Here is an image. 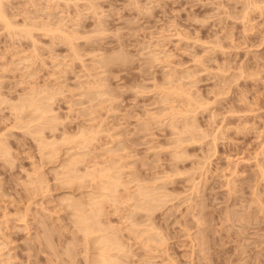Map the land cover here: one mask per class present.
I'll use <instances>...</instances> for the list:
<instances>
[{
	"label": "rangeland",
	"instance_id": "374dc122",
	"mask_svg": "<svg viewBox=\"0 0 264 264\" xmlns=\"http://www.w3.org/2000/svg\"><path fill=\"white\" fill-rule=\"evenodd\" d=\"M69 1H72V0H62V2L61 1L58 2L55 0L53 1L49 0V2L48 0H35L36 5H31L32 2H30V0L29 1L28 0H10L9 2L11 3V5L7 4L9 2L5 3L6 6H10V10L8 7H6V11H7L9 19L10 18L13 19L11 20L13 21V23L14 22L18 23V24L16 23L17 25L14 23V26L18 27L17 34H19V32L20 34H23L19 30L20 28H22V25H23V28L28 29L32 27L34 24L36 25V23L41 24L44 22V24H47L49 22V25L52 26V22L54 23L57 19L59 20V18L62 19L61 17H63V21H61L63 24L58 23L57 25L62 24L61 28L63 27L62 28L63 30H65L67 33L69 32V34H71L74 38H77V40L74 39V42H73L77 45L75 46V48H77L75 49L77 50L75 51L77 55H74V52H72L73 49L70 48V46H68L65 42L64 43L61 42L59 38L58 40L56 38L53 40L52 34L47 33L45 35V32L40 33L44 31L42 30V26H41L44 24H41L40 25L41 27L39 28L37 25H36L37 27H34V26L32 27L35 30H33L34 32L31 31L33 37L30 39L29 37L26 38V36L24 38L22 37L23 35H20V34L19 35L21 37L20 36L17 37L16 30H14L15 32H11V31L3 32L4 29H2L3 28L2 26L4 25L2 22H0V35H1L0 36V72L2 71L4 72V73H0V88H1L0 95H3V96H0V101L2 99L5 102H9V101L12 102V103H5L3 101L0 102V104H6L5 106L0 105L1 106L0 107V136L2 134L3 136L5 135V138H3L2 136L0 137V139L3 142H8V143H5L9 145L8 146L9 150L7 149V151H12L10 152L11 153L10 155H8L9 152L6 153L7 155L4 154L5 156H10V157H7L8 159H3L6 157H2L3 155H0V186L2 190H4V191H1V188H0V193H1L0 194V222H2L0 224V233H1L0 238L3 239L5 236V238L9 237L11 239L10 241L9 239H5L6 241L4 239L3 240L0 239L2 242L4 241L8 242V243L2 244V247L5 244H9L8 245L9 252L5 251L4 249L0 247L2 249L0 251L1 252L3 251L2 253L0 252V254L2 255L3 253H6V252L9 253L8 255L7 254H3V255H7V258L9 256H12L11 259L13 260L10 261L11 260L10 259L9 261L10 263L11 262L14 263L15 261L16 263L14 264H69V263L74 264L75 261H76L75 264H87L84 258L85 245H84L83 235L80 231L77 230V228L75 227L73 223V219H71V215H69V214H72V210L71 212H69L70 210L67 209L69 212L68 214V212L65 211L66 205L64 206V208H62L63 205L59 204L60 202L58 203L57 200L58 199L60 200L61 196H63L64 198V195L67 197L72 196V195H74V197H77V195L83 191L84 192L81 194L84 195V193L86 192L85 190L87 191L89 190V188L86 186H90V185L89 183H86L85 187L82 188V190L85 189L83 191L81 189L77 190L78 187L76 184H74L77 187L76 189H75V186H71L72 190L67 189V187L71 188L70 185L67 186V184H66L67 186L66 189L63 188L64 184L62 185L61 182H58V180L54 178L55 175L54 176L52 175L53 173H51L50 169H52V167L53 168L57 167L58 168L57 171L59 172L61 167L59 169L58 165L59 164L61 165L60 162L61 160L64 159L63 157L65 156L54 157V159L57 158L59 162L56 160L53 161L52 159L51 160L49 159V161L47 159H44L45 157H43L42 154H39V151H40L38 150L39 147L37 146L36 141H34L33 139L37 137L34 136L30 138L31 135H33V132L38 130L37 128L39 127V125L37 124L38 122L36 121L33 122V124H35L36 126L38 125L37 127L35 125H34L35 127L32 126L31 125L32 123H29V124L25 123V121H28L27 120L28 118L24 115L23 118L26 117L27 119L25 118L26 120L23 122L21 121V123L22 124L25 123L26 126L29 125L30 126L29 129L34 127L36 128V130L33 128V130H35L33 132L32 130L31 131L29 130L30 132L28 130H24L21 132V129H28V128H25L26 126L22 127V125L17 124V122L20 123V120L18 121L19 118L15 116L17 115V113L14 114L16 111L13 112L11 109L12 106H13L12 108L17 107L18 105L16 106V104L19 103L20 100H23V99H19V97L21 96L23 97L25 93L28 94L32 92V90L30 89L35 83V85L33 86L35 88H38L37 86L42 85L41 88H38L40 90L41 89L43 90L44 87L46 90L47 89L48 90L57 89L59 86L63 89L62 91H60L61 89L59 88L57 89V91L64 93V94L56 93V90H54V94L56 93L57 96L55 97L56 94L54 95V97L51 96V98H54V100L53 99L51 100L50 98L52 102L49 101L50 103H52L50 107L54 108V110L52 109L53 112L54 111L57 112V109H58V112L55 115H58V117H60L61 119L59 120L60 122L56 121L54 123L58 122L60 125L57 128L55 127L56 130L54 131L49 130L50 125H52L53 122L47 121L49 122L48 124L51 123L48 126V128L46 124L41 125L46 128L45 131L42 133V138L43 136L44 138L46 137V139L48 138L47 141L49 140L53 141L56 139L60 140L61 138H58V136L62 135L61 132H64L63 130H65V133L70 134V136L71 135L75 136L74 135L75 133L78 135L79 128L81 129L86 128L84 130H87L91 127H94V128H91L94 130H96L95 128L98 129V127H99V130H101L100 128H102L103 129L102 131L106 130L107 132L99 131L100 135L99 136L97 135V139L95 138L96 140H99V141L95 140L96 142L91 143V145L95 144V146L92 147L89 145L90 147H88L92 149L90 153H92L93 156H95L96 158H100L101 156H102L101 158H103L104 155L102 153H104L105 151L104 154H106L107 150L103 148L102 144L103 143L105 144L104 145L106 146L105 148L110 149V147L113 148L114 146V149H115V146L118 145L116 143L118 140H114L116 141L115 143L117 145H115V143L113 142L111 146H108L107 143L108 142L110 143V141H112L111 139L118 138L120 140L118 141V143H121L123 141L122 142L123 144L125 145L127 144L126 148H124L123 145H122L123 147L119 145L121 148H124L123 151H127L125 153H127L128 156L130 154L133 155V156L131 155L132 157L129 156L128 157L129 159L122 158L123 160L128 159L129 160L128 163L126 160L123 161L122 159L118 157L120 160L123 161V163H125L123 167L124 169H121V171H123V174L126 172L123 175V177L126 174H128L129 176L131 174H134L133 176L137 175L139 178L141 177L139 179L136 176V178L130 182L132 186L130 185L131 187L130 186L129 187L132 189L133 188L136 189L135 187L137 186L134 187L135 184H132V182L142 183V181L145 180L143 181L142 185L143 184L146 186L150 185L149 187H153V184H154L156 185L155 187L158 188L157 191H160L157 194V196L159 195L158 197L160 199V202L162 203L159 202V204H161L159 205L160 207H157L156 210L152 212V216L150 215L152 218L151 219L148 218V220L153 219L152 222H149V223L150 224L153 223L155 225L152 226L153 225L152 224L146 227L151 228L152 226L153 228L156 226L155 229L157 233L160 234V235L156 234L157 235L156 237L160 239L163 238L161 239L163 241L162 242L157 241L153 243L160 242L162 244L159 243L160 246L156 244V246L159 247L158 249H156L157 247L154 246V244H152L154 246V248L152 249H155V250L151 252L152 251L151 249L150 250L147 249L149 247H145L143 245L141 246L142 242L139 241L140 239L137 238L138 240H135L134 238H132V236H130L131 233L130 235H127L129 234L128 232L129 226L125 227L128 229L124 228L126 230L125 232H123L124 234L121 232L123 234L122 237H125L124 238L125 240L122 239V241L127 242V244H130L128 247V245L124 243L127 245V246L125 245L126 247L128 248L131 247L130 250H132V254H131V251L130 253L128 252L129 254H131V256L128 255L127 257H131V258L129 259L127 258V260H123L125 261L124 263L126 264H237L240 262L239 264H242V263L243 264H264V206H263L264 205V187H262L264 186V181L263 183L261 181V180H264V170H263L264 169V158H261V157H264V146H263L264 145V13H263L264 12V5H263L264 0H254V3H257V4H254L256 5V7L253 6V4L251 3L247 4L249 3L250 0H151V1L150 0H80V1L73 0L72 3H68V4L65 3ZM91 2H92V5L94 6H91ZM35 3L33 2V4ZM258 3L261 5H259ZM48 6L51 8H48ZM141 6L145 8L146 11H144L145 9L141 8ZM32 7L36 9H33ZM62 7H65V8H62ZM90 7L92 10L90 9ZM47 14L49 15L52 14L51 15L52 17L48 16ZM62 14H64V16ZM93 15H96V16H93ZM47 16L50 17L49 20H47L46 18ZM79 16L82 18H80ZM33 20L35 22H33ZM46 20L48 22H46ZM97 21L99 22L97 23ZM56 23L57 22H55L54 24L56 25ZM55 25L54 27H56ZM74 26H77V27H74ZM39 29L40 31H36ZM6 32H9V33L7 34ZM12 33L13 34L15 33V39L14 37L10 39L11 37L9 36H11L10 34ZM57 34L58 33H56L55 35ZM160 34L162 36H160ZM94 35L95 37H93ZM177 36H180L182 38L179 39L180 37H177ZM32 40L34 42H32ZM33 43H36V44L33 45ZM37 44L40 46H38ZM157 44H159L158 46H161V50L167 51L165 52L166 54L168 55L170 54L169 56H170V59H172L171 60L172 63L170 62V59H168L169 60L168 63H171V65H168V64L164 65L165 61L164 62L161 61L163 59L162 54H159V56L157 55L158 57H161V59H158V58L151 59L152 57L150 56L151 50H153L152 51L153 53L160 50V48L158 47L157 48L158 50L155 51ZM36 47L38 51L36 50ZM34 48L36 51L34 50ZM24 49H26V51ZM6 50H9V51L7 52ZM146 50H149V51L144 52ZM4 52H6V54ZM35 52H37V54H34ZM14 53L16 55L18 54L17 57H15L16 55ZM24 54L28 56L30 55L29 57L26 56L28 58V59L26 58V62L28 60L27 64H25L26 62L24 59L25 58ZM2 55H5V57H3ZM54 55L56 56V58H53ZM72 56H75V57H72ZM77 56H79V59L77 58ZM84 56L86 57L84 58ZM194 56L196 57L193 58ZM82 57L84 59H81ZM105 57L106 58L108 57L109 60L112 59L113 62L112 61H110L111 63L106 62L107 64L106 65L105 63H103V60L106 59ZM40 58L43 59L45 63ZM89 59H91V62H89L90 61ZM143 59L145 61H143ZM55 60L60 62V64H62L61 66L60 64H58V66H60L59 70L61 71V73L64 72L63 74L58 73L60 71L56 70L58 68L56 66L57 62ZM81 60L82 62H80ZM147 60L148 61L156 60V61L147 63L148 62ZM11 62H13L12 65L10 64ZM17 63H19V65ZM81 63L82 65H80ZM116 63H119V65L121 64L122 65L118 67ZM43 64L45 66H43ZM5 65L9 67H4ZM23 65H27L25 67L27 68L31 67V68L28 70L24 69ZM53 65H55L56 67L55 66L53 67ZM172 65L174 66L172 67ZM15 66L18 70H16ZM82 66L83 68L87 66L88 68L87 67L86 68L88 70L86 68L83 69ZM95 66H98L99 68ZM12 67L14 69H12ZM61 68L63 69V71ZM167 68H170L172 71ZM25 70L28 72L30 71V73L25 72ZM95 70L96 72H94ZM174 70L176 71L173 72ZM85 71L87 72L85 73ZM71 72H74V73H71ZM171 72L175 74V77L173 78L171 77V76H174L173 73ZM90 73H93L92 74L93 77L91 78H90V75H91ZM98 73L99 75H97ZM169 73H170V79L175 78L174 80H171L172 82H174V83H171L174 85L173 88L175 86H177V88L179 87L182 88L185 86L186 88L184 87L183 89H187L189 91L191 90L193 93L197 95L200 94L198 96L195 95V97L197 99L200 97L199 100L202 105H204L206 102H208L206 105L211 104L209 106H204V107L196 106L195 108H198V109L195 110V108H193L189 102H182V101H185V99L184 100L182 98L177 99L178 98L177 97L175 98L176 99L175 100L173 98L176 101V103H173V104H176L177 108L179 107V110H185V109L189 110V112H187V114L189 113L187 115V119L190 121L195 119L196 121L195 120L194 121L197 122L196 125H198L197 128L200 127V130L204 131L206 134L204 135L205 137L200 136L199 133L195 134V135H198V137L194 138L195 139L194 141L190 140L193 143L187 140L183 141L182 142L183 144L181 145V147L185 150V156H184V160L180 159L181 161L179 160L178 162L175 158H173L175 157L173 155V153L175 152L173 151V149L175 150L177 149V146H178L177 144L179 143L175 144V141L177 142L176 138H179V137H177L176 136L177 134L174 131H172L171 126H168L169 118H166V117H170L171 111L170 113L168 111L172 109L167 110L166 111L167 113L164 112L172 104H170L171 101L164 103L163 99L166 98L165 92H164L165 98L162 95L163 92H158V91H161L162 89L160 87H165V89L166 87L171 88V85H160L165 81L170 82V80H167L165 78L167 76L166 74H169ZM28 74L29 75L32 74L30 75L31 77H29ZM49 74H52V75L48 76ZM75 74H77L79 78ZM188 75L191 76L190 79L188 78L189 77ZM32 76H35L36 78ZM2 77L3 79L1 81ZM74 77H76V79ZM85 77L86 79H84ZM98 77L102 79L100 82L103 85L99 84L100 78ZM95 79H97L98 81H95ZM91 80L94 81L95 85L99 84L98 86H102V87H99L100 88L99 92L105 91V94L107 95V96L106 95L103 96L101 95V93L98 94L100 95V97L103 96V98H105V100L101 98L105 102L100 101L101 99L100 97H98L99 100L97 101L98 103L99 102L101 103L97 106L98 108L95 107L97 114L95 113V110L92 108L94 107L92 106L93 104L95 103L97 104L96 100L94 101L92 99L94 102H89V100L87 99V98L91 99L92 97L93 98L97 97L95 95L97 94L98 91L94 95L95 89H91L92 87L95 86L94 84H92ZM161 80H165V81L161 82ZM48 82L50 84V85L48 84L49 85L48 87H51V89L47 88L46 86ZM22 83L25 86H23ZM62 83H65L64 87ZM77 83H80V84L78 85ZM182 83H184L185 85ZM53 84L56 86H53ZM81 84L83 85L80 86ZM87 84H91V85L89 86ZM76 86H78V89L80 90L82 88H85L82 90H87L86 92H88V89L93 91L91 93L89 92L87 93V94H93V96L87 95L88 97L84 98L81 95L84 94L85 92L83 93L82 91H79L76 88ZM7 87H9V89H7ZM86 87L88 89H86ZM157 87H159L160 90L159 88L157 89ZM106 88L107 89L110 88L109 90L110 96L108 95L109 92L108 90H106ZM28 89L31 92H28L29 91ZM151 90L156 93L151 92ZM51 91L53 92V90ZM49 92L48 94L52 95ZM44 93L47 94V92H44ZM79 93H82V94H79ZM4 96H7V98L12 99V100H9ZM40 96H42V94H40ZM40 96H39V99H40ZM84 96L86 95L84 94ZM106 97H109V98H106ZM15 99L17 100L15 101ZM107 101L109 104L106 103ZM157 101H159L158 104H157ZM160 103H163V104H160ZM166 103H168L169 105H166ZM12 104H14L15 106ZM155 104L158 107H154ZM176 105H173L171 107H175ZM86 107H89L88 111H91V113L93 112L92 110H94L95 114L92 113V115L94 114L92 117L90 114L89 115L90 118L85 115L88 113ZM192 108L194 111L192 110ZM97 109H99L100 111L99 110L97 111ZM101 109H103L104 111ZM107 111H110V112H107ZM106 114H108V116ZM151 114L153 116H151ZM156 114L157 116H155ZM22 115L20 114L19 116L22 118ZM99 115H101V117H103L104 115V117L101 118ZM163 115H164V118L162 117ZM155 117L158 120L155 119ZM62 118L64 119L62 120ZM83 118L85 119L83 120ZM92 118L93 120H91ZM75 119H77V121ZM164 119H165L164 121L165 123L164 122L162 123ZM102 120H104L103 121L104 124H101ZM180 120L183 121V119L181 118ZM93 121L94 122L97 121V122L94 123ZM82 124H85V125H82ZM100 124L101 126L103 125V127H101ZM13 125H16L19 127L16 129L15 127H12V129L10 130L9 126H13ZM116 126L119 128H116ZM178 126L180 127V125ZM150 127L153 129H151ZM6 128H9V129L6 130ZM111 128L114 130H112ZM181 128H182V125H181ZM5 130L6 132L4 133ZM40 130H42V128H40ZM79 131L81 130L79 129ZM88 131H92V130H88ZM121 131L124 132V134H122ZM181 131L182 129L180 130V132ZM28 133H32V134L28 135ZM109 133L113 134L114 138L111 137L110 139L111 135H109ZM174 133L176 135H172ZM103 134H106V135H103ZM178 134L181 135L182 133H178ZM53 137L55 139H53ZM187 138H189V135L187 137L184 136V139H187ZM198 140L200 141L198 142ZM98 143H101V144H98ZM170 145L172 146L177 145V146L171 147ZM119 146H117V148ZM94 147H96V149H94ZM98 147L99 149H97ZM169 148L171 149L168 150ZM85 149L86 148L82 149L80 153H85V152L87 153L88 150H85ZM94 150L96 151L94 152ZM121 151H117L119 154L123 155L121 157H124V156L127 157V155L124 152L121 153ZM62 153L63 152H61L60 154L63 155ZM90 153H89V156H91ZM167 153L169 154L167 155ZM40 155L42 159L39 158ZM108 155L109 154L105 156L107 159H104V158L102 159L103 162H105L104 160H107L106 162L109 161L110 158ZM186 155L188 156L187 158H186ZM89 156H87L85 162L79 165V168L82 172L84 171L86 166L91 167L92 163L96 161V160L91 159L94 157H91L90 159L92 161H90L88 159ZM133 157L135 158L133 159ZM10 158H13L12 161L10 160ZM43 159L46 161V162L44 161V164L42 161ZM3 160H5V162ZM98 160L99 159H97V161ZM139 160H142V161H139ZM257 160L258 162L260 161L261 163L255 162ZM6 161H8L9 163ZM40 161L42 162L40 163ZM49 162L52 165H50ZM168 162L171 163L173 166L172 165L170 166ZM254 163L255 164L257 163V164L255 165ZM35 164H38L39 166ZM102 165H104V163ZM198 165L199 166L201 165V166L199 167ZM260 166H261V169H259ZM37 167H38V170H37ZM41 167L43 169V171L41 169L42 173L44 174L45 172L46 174L44 175H47V177L46 176H43V177L48 179V181H52V182H48L49 184H46L47 186L43 185L44 188H48V189L38 188L35 182L36 178L39 176L38 173L39 172L41 173V171H39V168ZM52 170H55V169H52ZM37 171L39 172L35 173ZM179 171H181L182 173ZM191 173L192 175H190ZM232 173L234 174L232 175ZM43 174H40V175H43ZM177 174L179 178H177ZM254 174L256 175L254 176ZM133 176H131L132 177L131 179L134 178ZM157 177L159 178L157 179ZM30 178L33 181H30ZM124 178L127 179V177H124ZM231 178L233 180V183H230ZM46 179H44V184L47 182L45 181ZM54 180H57V181H54ZM125 181H128V180H125ZM32 182L33 183L35 182L34 185L36 186L35 188L37 190L34 187H32L34 186ZM23 183H26L25 186L23 185ZM126 183H129V182H126ZM59 184L62 185V187H60ZM229 184L233 185L234 187L233 186L231 187V185ZM253 185H256V186H253ZM30 187L35 189L38 195L37 193L34 195L35 193L34 191H33L34 193H32L33 195H30L31 194L30 191L32 190ZM232 188H233V192L231 191ZM162 189L165 190V193L161 191ZM253 189L254 191L257 190V192L255 191L256 194L253 191ZM69 190H71L72 192H74L75 190V194L70 192L71 194L67 195V193H69L68 192ZM131 190L130 191L128 190V191L131 192ZM133 191L134 190H132V192ZM181 191L185 192L187 195L185 193H182ZM123 192H126V191L123 189ZM123 192H120V193H123ZM175 192H177V195ZM2 194H5V195H2ZM162 194L163 195L165 194L164 197H162ZM119 195H122V194H119ZM258 196L260 198H257ZM9 198H13V199H9ZM34 198H36L37 200ZM10 200H13V201H10ZM29 200L33 203L30 204ZM261 201L263 202L261 203ZM126 202H127L128 207L131 208L130 204H133L132 202L134 201H131L129 203L128 201ZM178 203L182 207H180ZM260 203L263 205H261ZM29 204L31 206H29ZM114 204L119 205L117 204V202L113 203V206ZM122 204H125V203H120V207H119L120 210L118 209V212L120 213L116 212L117 213L116 214L113 211V214L111 213L109 214L108 212L107 213L105 212L106 214H108V218L109 220L111 219L110 221L112 223L111 224L110 221L107 220L108 218L105 217L106 220L109 221L107 222L105 220L104 223L106 225L108 223L113 226V224L115 223L114 225L116 228L118 229L119 227L123 228L120 225L122 224L121 223L122 220H120L119 218L123 219L124 222H127L129 217L128 215H126L125 212L131 211L130 213H132V210L134 212L135 209L132 208V210L125 211L124 209L125 208L128 209V207L124 205L122 206ZM12 205L13 206L16 205V207H13ZM59 205L61 206V208ZM111 205L112 204H108L107 206L106 204L105 208H108V207L111 208ZM26 207H28L29 209H27ZM117 208L115 209L117 210ZM62 209H65V210L63 211ZM18 210H20L21 213ZM105 210L107 211L108 209H105ZM137 211L139 210H136V212ZM109 212H112V211L109 210ZM136 212L132 214L137 215L135 216L136 217L135 219L138 221L137 223H140L139 221H141L140 224L142 223L148 224V222L145 221L146 216L143 217V215H145L143 211L142 212L139 211L137 213ZM67 214L69 216H67ZM122 214L127 216L128 218L127 221H125L126 219H124L126 218V216ZM234 214L236 215L233 216ZM49 215H51V217ZM68 217L70 218L69 221L71 222L68 221L69 219ZM131 217L132 216H130V219H132ZM1 218H3L2 221H1ZM52 219L54 220V222ZM136 220H134L133 222L136 223L135 222ZM245 220L247 221L249 220L250 223ZM44 221H45V224H43ZM116 223H118L119 227H117ZM126 224H124V226ZM212 224L214 227L212 226L210 228ZM144 225L143 227H145ZM138 227L139 229L142 228V226L141 227L138 226ZM58 228H59V231H58ZM46 230H49V231L46 232ZM120 230L124 231L123 229H120ZM213 230H214V234L212 233ZM50 231L53 232V234H51V235H54L53 237L49 236ZM71 231H74V232H71ZM201 235L202 236L206 235V236L201 237ZM44 236H49V237H45L44 239ZM153 236L155 238L154 232H153ZM47 238H52L50 239V240H53L51 241L52 243L49 240H48L49 242H46ZM160 239H154V240H160ZM197 239H200L203 243L202 242L200 243V240L198 241ZM228 240H230V242ZM136 241H139L140 244L139 242H136ZM2 242H0V244ZM197 244H200V245H197ZM193 245L194 246L197 245V247L196 246L194 247ZM143 247H145L146 250ZM69 249H70L71 254L69 255L65 254L69 252L68 251ZM50 250L52 251V253ZM146 251H149L151 255H149V253ZM237 252H239V254H237ZM133 254H136V256ZM147 254L148 256H150L149 258L148 256H145ZM5 258L4 256L0 257V260H1L0 264H4L2 262L4 261L3 259ZM70 258H72L75 261L70 262L72 261V259ZM124 258L126 259V257ZM139 258H141V260ZM235 259H240V260H236L235 262ZM133 260L134 262H131ZM47 261H50V262H47Z\"/></svg>",
	"mask_w": 264,
	"mask_h": 264
},
{
	"label": "bare ground",
	"instance_id": "6f19581e",
	"mask_svg": "<svg viewBox=\"0 0 264 264\" xmlns=\"http://www.w3.org/2000/svg\"><path fill=\"white\" fill-rule=\"evenodd\" d=\"M10 1V0H9ZM9 1H7V0H0V22H2L3 23V25L4 26H2L1 28L2 29H4V31L3 32H5V31H11V32H15L14 30H16V34H17V29H18V27H15L14 26V23L16 24L17 22H14L13 23V21H11V20H13V19H9V17H8V14H7V11H6V7H8L9 8V10H10V6H6L5 5V3L6 2H9ZM29 1V0H28ZM53 1V0H52ZM55 1H58V2H62V0H55ZM73 1V0H72ZM72 1H69V2H65L66 4H68V3H72ZM78 1H80V0H78ZM151 1V0H150ZM30 2H32L31 3V5H36V3H35V0H30ZM33 2L35 3V4H33ZM46 2V1H45ZM48 2H49V0H48ZM90 2V1H89ZM131 2V1H130ZM247 2V1H246ZM258 2H260V1H258ZM261 2H263V1H261ZM25 3V2H24ZM53 3V2H52ZM140 3V2H139ZM253 4V6H255L256 7V5H254V4H257V3H254V0H250L249 1V3H247V4ZM8 5H11V3L9 2V3H7ZM18 4V3H17ZM38 4V3H37ZM133 4V3H132ZM246 4V5H247ZM259 4V3H258ZM40 5V4H39ZM49 5V4H48ZM87 5V4H86ZM259 5H261V4H259ZM264 5V4H263ZM14 6V5H13ZM89 6V5H88ZM91 6H94V5H92V2H91ZM137 6V5H136ZM139 6V5H138ZM143 6V5H142ZM141 6V8H143ZM148 6V5H147ZM252 6V5H251ZM258 6V5H257ZM24 7H26V6H24ZM259 7H261V6H259ZM14 8H16V7H14ZM22 8V7H21ZM33 9H36V8H34V7H32ZM48 8H51V7H49L48 6ZM62 8H65V7H62ZM98 8H100V7H98ZM97 8V9H98ZM19 9V8H18ZM27 9V8H26ZM31 9V8H30ZM38 9V8H37ZM46 9V8H45ZM61 9V8H60ZM90 9H91V7H90ZM143 9H145V8H143ZM248 9V8H247ZM254 9V8H253ZM255 9H257V8H255ZM260 9V8H259ZM21 10V9H20ZM41 10V9H40ZM48 10V9H47ZM92 10V9H91ZM101 10V9H100ZM246 10V9H245ZM251 10V9H250ZM263 10V9H262ZM58 11V10H57ZM61 11V10H60ZM64 11V10H63ZM144 11H146V9L144 10ZM261 11V10H260ZM149 12H151V11H149ZM246 12V11H245ZM15 13V12H14ZM18 13V12H17ZM52 13V12H51ZM141 13V12H140ZM264 13V12H263ZM29 14V13H28ZM50 14V13H49ZM49 14H47L48 16H50V17H52L51 15L53 14H51V15H49ZM90 14V13H89ZM96 14V13H95ZM246 14H248V13H246ZM262 14V13H261ZM33 15V14H32ZM63 16H64V14H62ZM16 16H18V15H16ZM26 16H28V15H26ZM39 16H41V15H39ZM46 17L47 18V20H49V18L50 17ZM56 16H58V15H56ZM92 16V15H91ZM93 16H96V15H93ZM99 16H101V15H99ZM23 17H25V16H23ZM31 17V16H30ZM34 17V16H33ZM80 17V16H79ZM243 17V16H242ZM250 17V16H249ZM26 18H28V17H26ZM38 18V17H37ZM62 19H60L59 18V20L57 19L55 22H57L56 23V25L52 22V26L51 25H49V22L46 20V22H48L47 24H44V22L43 23H41V24H44V25H41V24H37L36 23V25L38 26V28L39 27H41L42 26V30H44V31H42V32H40V33H43V32H45V35L47 34V33H50V34H52V38H53V40L56 38L57 40H58V38H59V40L61 41V42H65L68 46H70V48H72L73 49V51L72 52H74V55H77L76 54V52L75 51H77V50H75V49H77V48H75V46H77L75 43H73L74 42V39L75 40H77V38H74L71 34H69V32L67 33L65 30H63L62 28H61V25L63 24L61 21H63V17H61ZM74 18V17H73ZM80 18H82V17H80ZM97 18H99V17H97ZM241 18V17H240ZM248 18V17H247ZM36 19V18H35ZM94 19V18H93ZM32 20V19H31ZM54 20H55V18H54ZM83 20V19H82ZM242 20H243V18H242ZM77 21V20H76ZM75 21V22H76ZM28 22H30V21H28ZM33 22H35L34 20H33ZM37 22V21H36ZM85 22V21H84ZM99 21H97V23H98ZM246 22H247V20H246ZM245 22V23H246ZM58 23H62V24H59V25H57ZM78 23H80V22H78ZM243 23V22H242ZM18 24V23H17ZM16 24V25H17ZM65 24V23H64ZM76 24V23H75ZM20 25V24H19ZM35 24L33 25L34 27H37ZM41 25V26H40ZM54 25L56 26V27H54ZM79 25V24H78ZM249 25V24H248ZM251 25V24H250ZM29 26V25H28ZM32 26V27H33ZM58 26H60V27H58ZM101 26V25H100ZM253 26V25H252ZM32 27H30V28H28V29H26V28H23V25H22V28H20L19 30L23 33V34H20V32H19V34L20 35H23L22 37H24L25 38V36H26V38L27 37H29L30 39L33 37L32 36V33H31V31H33V30H35L34 28H32ZM74 27H77V26H74ZM79 27V26H78ZM249 27V26H248ZM254 27V26H253ZM99 28V27H98ZM97 28V29H98ZM5 29H7V30H5ZM72 29V28H71ZM85 29V28H84ZM101 29V28H100ZM245 29V28H244ZM75 30V29H74ZM36 31H40V29L39 30H36ZM34 32V31H33ZM76 32H78V31H76ZM7 34L9 33V32H6ZM56 33H58L57 35H55ZM71 33V32H70ZM163 33V32H162ZM178 33V32H177ZM19 34H17L16 36L18 37V36H20ZM76 34V33H75ZM78 34V33H77ZM179 34V33H178ZM11 36H9V37H11L10 39H12L13 37H14V39H15V33L13 34H10ZM79 35H81V34H79ZM184 35V34H183ZM1 36V35H0ZM88 36H90V35H88ZM159 36V35H158ZM160 36H162L161 34H160ZM8 37V36H7ZM21 37V36H20ZM93 37H95V35L93 36ZM177 37H180V36H177ZM28 38V39H29ZM44 38V37H43ZM46 38V37H45ZM62 40H61V39ZM182 37H180L179 39H181ZM83 39V38H82ZM91 39V38H90ZM187 39V38H186ZM52 40V41H53ZM79 40V39H78ZM84 40V39H83ZM156 40V39H155ZM12 41V40H11ZM10 41V42H11ZM36 41V40H35ZM99 41V40H98ZM163 41V40H162ZM180 41V40H179ZM182 41H183V39H182ZM32 42H34L33 40H32ZM57 42V41H56ZM84 42V41H83ZM150 42V41H149ZM152 42V41H151ZM41 43V42H40ZM178 43V42H177ZM36 43H33V45H35ZM42 44V43H41ZM65 44V45H66ZM38 45V44H37ZM43 45V44H42ZM66 45V46H67ZM159 44H157L156 46V48H155V51H157L158 49V47L160 48V50H158L157 52H155V53H153L152 51L153 50H151V54H150V56H152L151 57V59L153 58V59H155V58H158V59H161V57H158L159 56V54H162L163 56V59L161 60L162 62H164L165 61V63H164V65L165 64H168V65H171V63H172V59H170V54L168 55V54H166L165 52H167V51H163V50H161V46H158ZM161 45V44H160ZM38 46H40V45H38ZM50 46V45H49ZM67 46V47H68ZM85 46V45H84ZM98 46V45H97ZM164 46V45H163ZM35 47V46H34ZM69 48V49H70ZM148 48V47H147ZM149 48H150V46H149ZM167 48V47H166ZM182 48V47H181ZM18 49H20V48H18ZM38 49H39V47H38ZM68 49V50H69ZM71 49V50H72ZM81 49V48H80ZM100 49V48H99ZM25 51H26V49H24ZM34 50H35V48H34ZM36 50H37V47H36ZM35 50V51H36ZM70 50V51H71ZM179 50V49H178ZM7 52L9 51V50H6ZM25 51H23V52H25ZM38 51V50H37ZM41 51V50H40ZM79 51V50H78ZM149 50H146V51H144V52H148ZM22 52V53H23ZM28 52H30V51H28ZM183 52V51H182ZM5 54H6V52H4ZM71 53V52H70ZM78 53V52H77ZM79 53H81V52H79ZM92 53V52H91ZM169 53V52H168ZM15 54V53H14ZM28 54V53H27ZM34 54H37V52H35ZM88 54V53H87ZM97 54V53H96ZM148 54V53H147ZM16 55V54H15ZM18 55V54H17ZM17 55L15 56V57H17ZM20 55V54H19ZM25 55V54H24ZM56 55V54H55ZM54 55V56H55ZM86 55V54H85ZM158 55V56H157ZM3 57H5V55H2ZM11 56H13V55H11ZM21 56V55H20ZM29 57L28 55H25V62H26V58L27 57ZM36 56V55H35ZM49 56V55H48ZM51 56V55H50ZM53 56V58H56V56L54 57ZM89 56V55H88ZM92 56V55H91ZM96 56V55H95ZM72 57H75V56H72ZM81 57V56H80ZM86 56H84V58H85ZM196 56H194L193 58H195ZM77 58L79 59V56H77ZM83 57L81 58V59H84ZM92 58V57H91ZM97 58V57H96ZM95 58V59H96ZM106 58V57H105ZM112 58V57H111ZM175 58V57H174ZM199 58V57H198ZM198 58H196V59H198ZM204 58V57H203ZM19 59H20V57H19ZM28 59V58H27ZM41 59V58H40ZM157 59V60H158ZM168 59H170V62L171 63H168ZM208 59V58H207ZM31 60V59H30ZM41 60H43V59H41ZM69 60V59H68ZM72 60V59H71ZM90 61L89 62H91V59H89ZM54 61V60H53ZM56 61V60H55ZM101 61H102V59H101ZM110 61H112V59L111 60H109V58L107 57L105 60H103V63H105L106 64V62H110ZM143 61H145L144 59H143ZM148 61V60H147ZM153 61H156V60H153ZM153 61H148L147 63H149V62H153ZM160 61V60H159ZM199 61V60H198ZM18 62H19V60H18ZM42 62V61H41ZM43 62L45 63V61L43 60ZM48 62H49V60H48ZM57 62V64H56V66H57V68L58 69H56V70H58V71H60L59 70V68H60V66L62 65V64H60V62H58V61H56ZM71 62V61H70ZM80 62H82V60L80 61ZM86 62H87V60H86ZM85 62V63H86ZM94 62V61H93ZM113 62V61H112ZM21 63V62H20ZM28 63V60H27V62L25 63V64H27ZM34 63V62H33ZM47 63V62H46ZM52 63V62H51ZM102 63V62H101ZM111 63V62H110ZM110 63H108V64H110ZM157 63V62H156ZM197 63V62H196ZM8 64V63H7ZM6 64V65H7ZM11 65L13 64V62H11L10 63ZM18 65H19V63H17ZM58 64H60V66H58ZM73 64V63H72ZM117 65H118V67L119 66H121V65H119V63H116ZM146 64V63H145ZM161 64H163V63H161ZM174 64V63H173ZM202 64H204V63H202ZM4 66V67H9V66ZM80 65H82V63L80 64ZM84 65V64H83ZM91 65V64H90ZM107 65V64H106ZM147 65H149V64H147ZM154 65V64H153ZM163 65V66H164ZM183 65V64H182ZM198 65V64H197ZM24 66V69H30V68H27V67H25V66H27V65H23ZM43 66H45L44 64H43ZM49 66H51V65H49ZM55 65H53V67H54ZM55 66V67H56ZM108 66H110V65H108ZM128 66V65H127ZM146 66V65H145ZM174 65H172V67H173ZM200 66V65H199ZM203 66V65H202ZM3 67V68H4ZM17 67H19V66H17ZM87 67V66H86ZM85 67V68H86ZM95 67H98V66H95ZM112 67V66H111ZM115 67H117V66H115ZM170 67V66H169ZM171 67V68H172ZM15 68H16V66H15ZM82 68H83V66H82ZM85 68H83V69H85ZM88 68V67H87ZM86 68V69H87ZM99 68V67H98ZM122 68H124V67H122ZM162 68H164V67H162ZM12 69H14L13 67H12ZM38 69V68H37ZM62 69V68H61ZM167 69H169V70H171L170 68H167ZM177 69V68H176ZM201 69H202V67H201ZM16 70H18L17 68H16ZM23 70V69H22ZM55 70V71H56ZM69 70V69H68ZM79 70V69H78ZM88 70V69H87ZM93 70H94V68H93ZM147 70V69H146ZM161 70V69H160ZM206 70V69H205ZM5 71V70H4ZM11 71V70H10ZM55 71H53V72H55ZM62 71H63V69H62ZM90 71H91V69H90ZM164 71V70H163ZM172 71V70H171ZM176 70H174L173 72H175ZM183 71V70H182ZM188 71V70H187ZM20 72H21V70H20ZM20 72H18V73H20ZM25 72H28V71H26L25 70ZM38 72V71H37ZM87 71H85V73H86ZM94 72H96V70L94 71ZM165 72V71H164ZM173 72H171V73H173ZM184 72V71H183ZM0 73H4L3 71L2 72H0ZM22 73H24V72H22ZM28 73H30V71L28 72ZM58 73H60V74H63L64 72H62L61 73V71L60 72H58ZM57 73V74H58ZM71 73H74V72H71ZM78 73V72H77ZM80 73V72H79ZM89 73V72H88ZM162 73V72H161ZM182 73V72H181ZM185 73H186V71H185ZM7 74V73H6ZM36 74V73H35ZM38 74V73H37ZM84 74V73H83ZM91 75H90V78L91 77H93V73H90ZM18 75V74H17ZM25 75H27V74H25ZM29 75V74H28ZM30 75H32V74H30ZM29 75V77H31ZM50 75H52V74H49L48 76H50ZM75 75H77V74H75ZM95 75V74H94ZM97 75H99V73L97 74ZM100 75H102V74H100ZM167 76L165 77V75H164V77L167 79V80H170V82L168 83L167 81H165V80H161V82L162 81H165V82H163V83H165V84H160V85H171V88H169V87H166V89H165V87H160V88H164L163 90L161 89V91H158V92H163V97L165 98V94H166V98L165 99H163L164 100V103L165 102H170V104H172V105H170L169 107H168V109H166L164 112H166L167 110H169V109H172V110H169L168 112L170 113V111H171V114H170V117H166V118H169V125L168 126H171V129H172V131H174L175 133L174 134H172V135H176L177 137H179V138H176V140H177V142L175 141V144L176 143H179V144H177V145H175V146H177V149L175 150V149H173V151H175L174 153H173V155L175 156V157H173V158H175L176 160H177V162L180 160V159H183L184 160V156H185V150L181 147V145L183 144L182 142L183 141H185V140H187V141H190V140H195L194 138H196V137H198V135H195V134H197V133H199V135L200 136H203V137H205L204 135H206L205 134V132L204 131H202V130H200V127L199 128H197V126L198 125H196L197 124V122H195L196 120L195 119H193L192 121H190V120H188L187 119V115L189 114H187V112H189V110H179V107L177 108V105L176 104H173V103H176V99L175 98H177V99H180V98H182L183 100L185 99V101H182V99H181V101L182 102H189L190 104H191V106L193 107V108H195L196 106L197 107H199V106H201V107H204V106H209V105H211V104H209V105H206L208 102H206L204 105H202L201 104V102H200V100H199V98L197 99L196 97H195V95L196 96H198V95H200V94H195V93H193L191 90V92L189 91V90H187V89H183L184 87H179V88H177V86H175L174 88H173V84H171V83H174V82H172L171 80H174V79H172L173 77H175V74L173 73V75L174 76H171L172 78L170 79V73L169 74H166ZM168 75H169V77H168ZM178 75V74H177ZM180 75H182V74H180ZM3 76V75H2ZM38 76V75H37ZM44 76V75H43ZM47 76V75H46ZM45 76V77H46ZM57 76V75H56ZM55 76V77H56ZM74 76V75H73ZM78 76V75H77ZM85 76V75H84ZM86 76H88V75H86ZM186 76V75H185ZM189 76V75H188ZM196 76V75H195ZM24 77V76H23ZM32 77H34V78H36L35 76H32ZM54 77V78H55ZM65 77V76H64ZM180 77V76H179ZM190 77L191 76H189L188 78L190 79ZM16 78V77H15ZM33 78V79H34ZM57 78V77H56ZM61 78H63V77H61ZM75 79H76V77H74ZM78 78H79V76H78ZM88 78V77H87ZM95 78H97V77H95ZM98 78H100V77H98ZM184 78H186V77H184ZM2 79H3V77L1 78V81H2ZM7 79V78H6ZM17 79V78H16ZM16 79H15V81H16ZM51 79V78H50ZM60 79V78H59ZM64 79H66V78H64ZM74 79V80H75ZM81 79H83V78H81ZM84 79H86V77L84 78ZM93 79V78H92ZM195 79V78H194ZM14 80V79H13ZM28 80V79H27ZM43 80V79H42ZM49 80V79H48ZM47 80V81H48ZM56 80V79H55ZM94 80V79H93ZM93 80H91L92 81V84H94L95 85V83H94V81ZM102 79L100 78L99 79V84L100 85H103L100 81H101ZM153 80H155V79H153ZM185 80H187V79H185ZM25 81V80H24ZM23 81V82H24ZM54 81V80H53ZM95 81H98L97 79H95ZM196 81V80H195ZM29 82V81H28ZM28 82H27V84H28ZM43 82V81H42ZM52 82V81H51ZM57 82V81H56ZM81 82V81H80ZM103 82V81H102ZM157 82V81H156ZM190 82V81H189ZM197 82H199V81H197ZM3 83V82H2ZM8 83V82H7ZM21 83V82H20ZM25 83V82H24ZM44 83V82H43ZM82 83V82H81ZM155 83V82H154ZM166 83H168V84H166ZM23 84V83H22ZM30 84V83H29ZM38 84V83H37ZM49 82L47 83V85L46 84H44V85H46L47 86V88H49V89H51V87H48L49 85ZM55 84V83H54ZM53 84V86H56V85H54ZM78 85L80 84V83H77ZM99 84H96L95 86H97V87H90L91 89H95L94 90V95L96 94V92H97V94L95 95V96H97L96 98L94 97H92L91 99L90 98H87L89 95H92L93 96V94H87L88 92L89 93H91V92H93V91H91V90H89L87 87H86V89H88V92H86L87 90H82V89H85V88H82L81 90L80 89H78V86H76V88L79 90V91H82L86 96H84V94H82V93H79V94H82L81 96H83L84 98H87L88 100H89V102H94L95 100H96V102H97V104L95 105V104H93L92 106H94V107H92L94 110H95V107H97L101 102H99L98 103V101L97 100H99V98L98 97H100V95H98V94H100L101 93V95H103V96H105L106 94H105V91H103V92H99V90H100V88L99 87H102V86H98ZM153 84V83H152ZM182 84H184V83H182ZM190 84H192V83H190ZM4 85V84H3ZM35 85V83L33 84V86ZM62 85H63V87H64V85H65V83H62ZM83 84H81L80 86H82ZM87 85H91V84H87ZM139 85H140V83H139ZM185 85V84H184ZM188 85V84H187ZM23 86H25L24 84H23ZM32 86V88L30 89V90H32V92L29 90L28 92H31V93H28V94H24L23 95V97L21 96V97H19V96H17V97H19V99H23V100H20L19 101V103H20V105H19V103H17L16 104V106L17 107H14V108H12L11 107V109H12V111L13 112H15L14 114H16L17 113V115H15L16 117H18L19 119H18V121L20 120V123L19 122H17V120H16V122H17V124L18 125H22V127L23 126H26V124L25 123H32L31 125L32 126H34L35 124H33V122H38L37 124L39 125V127L40 128H42V130H40V128L39 127H37L36 125V127L38 128V130H36V128H34V127H32L31 129H29L30 128V126L28 125V126H26L25 128H28V129H21V132L22 131H24V130H32V132L33 131H35V132H33V135H31L32 133H28V135H31V137L30 138H32V137H37V138H33L34 139V141H36V143H37V146L39 147V149L38 150H40L39 151V154H42L43 155V157H45L44 159H47L48 161H49V159L51 160H53V161H58L57 160V158L56 159H54V157H59V156H65V157H63L62 159L63 160H61V159H59V160H61V165L59 164L58 166H59V169H60V167H61V171L59 170V172L57 171L58 170V168L57 167H55V168H53L52 167V169H55V170H52V169H50L51 170V173H53L52 175L54 176L55 175V179H57L58 180V182H61V184L64 186L63 188H65L66 189V187L68 186V185H70V187L71 186H75L74 184H76L77 185V187L75 186V189L77 188V190L78 189H81L82 190V188L83 187H85V184L86 183H89V185L90 186H86V187H88L89 188V190L87 191V190H85V189H83V190H85L86 192L84 193V195H82L81 193H83V192H81V193H79L78 195H77V197H74V195H72V196H69V197H67V196H65L64 195V198H63V196H61V199L59 200H57L58 201V203L59 204H62L63 206H62V208H64V206H65V208H66V210L65 209H62L63 211L65 210V211H67L68 212V210L67 209H69L70 211L69 212H71V210H72V214H69V212H68V214L69 215H71V219H73V223H74V225H75V227L77 228V230L78 231H80L81 233H82V235H83V240H84V245H85V249H84V258H85V260H86V263L87 264H126V263H124L125 261H123V260H127V258L129 259V258H131V257H127L128 255L129 256H131V254H132V250H130V248H128L129 247V245L130 244H127V242H124V241H122V239L123 240H125L124 238L125 237H122L123 236V232H125L126 230L125 229H128V228H125V227H128L129 226V234H127V235H130V233H131V235L130 236H132V238H134L135 240H138V239H140L139 241L140 242H142L141 243V246L143 245V246H145V247H149V248H147L148 250H152L151 252H153L155 249H152V248H154V246H156V244H158L159 245V243L160 242H158V243H153V242H157V241H163V240H161V239H163V238H158V237H156L157 235L156 234H159V233H157V231H156V229H155V227H153L152 228V226H154L155 224H153V223H149V222H152V220H148V218H152L151 216H152V212H154V210H156V208L157 207H160L159 205H161V204H159V202H160V199H159V195L157 196V194L160 192V191H157L158 190V188L157 187H155L156 185H154L153 184V187H149L150 185H148V186H146V185H142V183H143V181H145V180H143L142 181V183H138V182H135V183H133L132 182V184H135L134 185V187L135 186H137V187H135L136 189H132V188H130L132 185H131V181H133L135 178H136V176H133L134 174H131L130 176L128 175V174H126L124 177H127V179L126 178H124L123 177V175L126 173L125 172V170H124V174H123V171H121V169H124L123 167H124V164L125 163H123V161L124 160H126L127 161V163H128V157L130 156V157H132L133 155L132 154H130L129 156L127 155V153H125V152H127V151H123V149L124 148H126V145L125 144H123L122 142V144L121 143H118V141H120L118 138H114L113 137V134H110L109 133V135H111L110 136V139H111V137L112 138H114V139H111L112 141H110V143L108 144L107 143V145L108 146H111V144L114 142H116V141H114V140H118L116 143L118 144H116L115 143V145H117V146H121V147H123L124 146V148H121L120 146L117 148V146H115V149H114V146H113V148L112 147H110V149L109 148H105L106 146H104L105 144L103 143L102 144V146H103V148L104 149H106L107 150V152H106V154H104L105 153V151H104V153H102L103 155H104V159H107L105 156L107 155V154H109L108 156H109V161L108 162H106L107 160H104L105 162H103L102 161V159L103 158H96L95 156H93V154L92 153H90V151L92 150V149H90V148H88V147H90V146H95V144H92L91 145V143H93V142H96V141H99V140H96L97 139V135L99 136L100 135V133H99V131L101 132L103 129L102 128H100L101 130H99V127H98V129L97 128H95L96 130H97V132H96V130H94V129H91V128H94V127H91V128H89V129H87V130H84V129H86V128H79L81 131H79V129H78V135L75 133L74 135L75 136H73V135H71L70 136V134H68V133H65V130H63L64 132H61V134L62 135H59L58 136V138H61L60 140L59 139H56V140H53V141H47L48 140V138L46 139V137L44 138V136H43V138H42V133L45 131V127L44 126H41V125H43V124H46L47 125V128H48V126L51 124H48L49 122H47V121H50V122H53V126L52 125H50V128H49V130L50 131H54V130H56L55 129V127L57 128L60 124L58 123V122H60L59 120L61 119L60 117H58V115H55V114H57V112H58V109H57V112L56 111H54L53 112V110H54V108H52V107H50L51 106V104L52 103H50L49 101H51L52 99L54 100V98H51V96H53L54 97V95L56 94V93H63V92H59V91H57V89H61L60 91H62V89L63 88H61V87H59L58 86V88L57 89H51V90H53V92L51 91V90H46L45 89V87L43 88V90L41 89H38V88H41L42 87V85H39V86H37L38 88H35V87H33ZM70 86V85H69ZM73 86V85H72ZM88 86V87H89ZM195 86H197V85H195ZM31 87V86H30ZM131 87V86H130ZM156 87V86H155ZM190 87V86H189ZM27 88V87H26ZM66 88V87H65ZM81 88V87H80ZM141 88V87H140ZM159 87H157V89H158ZM160 88H159V90H160ZM186 88V87H185ZM191 88V87H190ZM190 88H188V89H190ZM195 88V87H194ZM1 89V88H0ZM7 89H9V87H7ZM76 89V90H77ZM193 89V88H192ZM40 90V91H39ZM54 90H56V93L54 94ZM65 90V89H64ZM106 90H108V92H109V90H110V88H106ZM139 90V89H138ZM2 91V90H1ZM6 91V90H5ZM49 91H51V92H49ZM9 92V91H8ZM12 92V91H11ZM44 92H47V94H48V92L49 93H51L52 95H50V94H45ZM107 92V93H108ZM143 92H145V91H143ZM151 92H154V91H152L151 90ZM164 92H165V94H164ZM5 93V92H4ZM67 93V92H66ZM154 93H156V92H154ZM40 94H42V96H40ZM64 94V93H63ZM118 94H120V93H118ZM141 94V93H140ZM194 94V95H193ZM6 95V94H5ZM13 95V94H12ZM30 95V96H29ZM43 95H45V96H43ZM47 95V96H46ZM88 95V96H87ZM108 95L110 96V92L108 93ZM122 95V94H121ZM157 95V94H156ZM174 95H176V96H174ZM0 96H3V95H0ZM35 96H36V98H35ZM39 96H40V99H39ZM57 96V94L55 95V97ZM103 96L102 97H100V99L101 98H103ZM107 96V95H106ZM159 96V95H158ZM173 96V97H172ZM4 97H6L7 98V96H4ZM29 97V98H28ZM38 97V98H37ZM62 97V96H61ZM60 97V98H61ZM67 97V96H66ZM69 97V96H68ZM82 97V98H83ZM91 97V96H90ZM161 97V96H160ZM13 98V97H12ZM50 98H51V100H50ZM106 98H109V97H106ZM157 98V97H156ZM175 100H174V99ZM4 99V98H3ZM7 99H9V98H7ZM18 99V100H19ZM49 99V100H48ZM63 99H65V98H63ZM87 99H85V100H87ZM94 101H93V100ZM104 100H105V98H103ZM155 99V98H154ZM171 99V100H170ZM173 99V100H172ZM199 100V101H197V100ZM5 100V99H4ZM9 100H12V99H9ZM17 99H15V101H16ZM43 100H45V101H43ZM48 100V101H47ZM91 100V101H90ZM104 100H100V101H104ZM107 100V99H106ZM157 100V99H156ZM187 100V101H186ZM215 100V99H214ZM3 100L1 99V101L0 102H2ZM61 101V100H60ZM59 101V102H60ZM173 101H175V102H173ZM179 101V100H178ZM3 102H5V101H3ZM14 102V101H13ZM52 102V101H51ZM71 102V101H70ZM105 102V101H104ZM155 102V101H154ZM158 102L159 101H157V104H158ZM5 103H12L11 101H9V102H5ZM15 103V102H14ZM103 103V102H102ZM106 103H108V101L106 102ZM178 103V102H177ZM188 103V104H189ZM203 103V102H202ZM63 104H65V103H63ZM69 104V103H68ZM72 104V103H71ZM109 104V103H108ZM160 104H163V103H160ZM0 105H3V106H5L6 104H0ZM8 105V104H7ZM11 105V104H10ZM12 105H14V104H12ZM67 105V104H66ZM166 105H169L168 103H166ZM173 105H176L175 107H171V106H173ZM15 106V105H14ZM73 106V105H72ZM86 106H88V105H86ZM160 106V105H159ZM1 107V106H0ZM114 107H115V105H114ZM114 107H112V108H114ZM154 107H158L156 104H155V106ZM162 107V106H161ZM161 107H159V108H161ZM171 107V108H170ZM187 107V106H186ZM75 108V107H74ZM87 108V114H85L86 116H88L89 117V115L91 114V117L96 113V110H95V113H94V110H92L93 112L92 113H94L93 115H92V113H91V111H88L89 110V107H86ZM98 108V107H97ZM108 108V107H107ZM163 108V107H162ZM181 108V107H180ZM193 108H192V110H193ZM3 109V108H2ZM10 109V110H11ZM13 109H15V110H13ZM53 109V110H52ZM156 109V108H155ZM154 109V110H155ZM178 109V110H177ZM184 109V108H183ZM196 109H198V108H195V110ZM200 109V108H199ZM204 109V108H203ZM203 109H201V110H203ZM9 110V109H8ZM69 110V109H68ZM74 110V109H73ZM99 109H97V111H98ZM101 110H103V109H101ZM143 110V109H142ZM211 110V109H210ZM209 110V111H210ZM100 111V110H99ZM104 111V110H103ZM115 111H116V109H115ZM146 111V110H145ZM152 111V110H151ZM161 111H163V110H161ZM194 111V110H193ZM198 111V110H197ZM56 112V113H55ZM60 112V111H59ZM107 112H110V111H107ZM143 112V111H142ZM11 113V112H10ZM24 113V114H23ZM27 113V114H26ZM116 113V112H115ZM118 113V112H117ZM124 113V112H123ZM157 113V112H156ZM167 113V112H166ZM193 113H195V112H193ZM197 113V112H196ZM201 113V112H200ZM22 115V118L19 116V115ZM69 114V113H68ZM76 114V113H75ZM97 114V113H96ZM109 114V113H108ZM108 114H106L107 116H108ZM113 114V113H112ZM158 114H160V113H158ZM213 114V113H212ZM26 116V117H24L23 118V116ZM77 115V114H76ZM123 115V114H122ZM80 116V115H79ZM95 116H97V115H95ZM100 117H101V115H99ZM98 116V117H99ZM106 116V117H107ZM151 116H153L152 114H151ZM155 116H157V114L155 115ZM160 116V115H159ZM197 116V115H196ZM66 117V116H65ZM72 117V116H71ZM103 117H104V115H103ZM103 117H101V118H103ZM121 117V116H120ZM150 117V116H149ZM161 117V116H160ZM163 118H164V115L162 116ZM198 117V116H197ZM3 118V117H2ZM14 118V117H13ZM28 120V121H25L26 119ZM82 118V117H81ZM90 118V117H89ZM94 118V117H93ZM93 118L91 119V120H93ZM115 118H117V117H115ZM153 118V117H152ZM152 118H150V119H152ZM165 118V119H166ZM180 118L181 119H183V121H181L180 120ZM192 118V117H191ZM30 119V120H29ZM64 118H62V120H63ZM80 119V118H79ZM85 118H83V120H84ZM88 119V118H87ZM96 119V118H95ZM109 119V118H108ZM114 119V118H113ZM155 119H157L156 117H155ZM162 119V118H161ZM165 119L162 121V123L165 121ZM61 120V121H62ZM76 121H77V119H75ZM98 120V119H97ZM99 120H101V119H99ZM148 120V119H147ZM158 120V119H157ZM167 120V119H166ZM195 120V121H194ZM14 121H15V119H14ZM21 121L23 122V121H25V123H21ZM45 121H46V123H45ZM56 121H58L57 123H54V122H56ZM89 121H90V119H89ZM103 121L104 120H102V123L101 124H104L103 123ZM108 121V120H107ZM160 121V120H159ZM82 122V121H81ZM84 122V121H83ZM94 122V121H93ZM97 122V121H96ZM96 122H94V123H96ZM151 122V121H150ZM157 122V121H156ZM167 122V123H168ZM182 124H181V123ZM209 122V121H208ZM246 122V121H245ZM76 123V122H75ZM100 123V122H99ZM165 123V122H164ZM180 123V124H179ZM13 124V123H12ZM11 124V125H12ZM62 124V123H61ZM101 124H100V126H101ZM161 124V123H160ZM243 124V123H242ZM241 124V125H242ZM54 125H56V126H54ZM82 125H85V124H82ZM97 125V124H96ZM114 125V124H113ZM120 125V124H119ZM178 125H180V127L178 126ZM181 125H182V128H181ZM244 125V124H243ZM8 126V125H7ZM52 126V127H51ZM150 126V125H149ZM153 126V125H152ZM168 126H167V128H168ZM10 127V130L12 129V127H15V129L16 128H18L19 126H16V125H13V126H9ZM85 127V126H84ZM101 127H103V125L101 126ZM113 127V126H112ZM158 127V126H157ZM221 127V126H220ZM237 127V126H236ZM240 127V126H239ZM33 128L35 129V130H33ZM77 128V127H76ZM116 128H119V127H117L116 126ZM116 128H115V130H116ZM128 128V127H127ZM126 128V129H127ZM151 128V127H150ZM162 128V127H161ZM166 128V129H167ZM182 129V131L180 132V130ZM9 128H6V130H8ZM63 129V128H62ZM112 129V128H111ZM143 129V128H142ZM151 129H153V128H151ZM217 129V128H216ZM6 130L4 131V133L6 132ZM88 130H94L93 132L92 131H88ZM112 130H114V129H112ZM29 131V132H30ZM62 131V130H61ZM86 131V132H85ZM127 131V130H126ZM203 132V133H201V132ZM27 132V131H26ZM67 132V131H66ZM102 132H107L106 130L105 131H102ZM115 132V131H114ZM182 133L181 135H179L178 133ZM208 132V131H207ZM210 132V131H209ZM99 133V134H98ZM112 133V132H111ZM119 133V132H118ZM121 133L122 134H124V132H122L121 131ZM127 133V132H126ZM148 133H150V132H148ZM22 134V133H21ZM66 134H68V135H66ZM116 134V133H115ZM114 134V135H115ZM202 134V135H201ZM10 135V134H9ZM12 135V134H11ZM26 135V134H25ZM66 135V136H65ZM103 135H106V134H103ZM108 135V134H107ZM154 135V134H153ZM179 135V136H178ZM189 135V138H187V139H184V136L185 137H187V136ZM3 136V134L0 136V137H2ZM8 136V135H7ZM27 136V135H26ZM61 136V137H60ZM183 136V137H182ZM215 136V135H214ZM101 137H102V135H101ZM108 137V136H107ZM118 137V136H117ZM129 137V136H128ZM150 137H152V136H150ZM171 137V136H170ZM182 137V138H181ZM208 137V136H207ZM3 138H5V135L3 136ZM96 138V139H95ZM106 138V137H105ZM127 138V137H126ZM155 138V137H154ZM173 138V137H172ZM38 139V140H37ZM53 139H55L54 137H53ZM171 139V138H170ZM213 139H215V138H213ZM57 140H59V141H57ZM96 140V141H95ZM124 140H126V139H124ZM149 140V139H148ZM197 140V139H196ZM7 141V140H6ZM33 141V140H32ZM166 141H168V140H166ZM200 140H198V142H199ZM2 142L3 141H1V139H0V152H1V154L0 155H3L2 157H6V158H3V159H8L7 157H10V156H5L4 154H6V153H8V155H10L11 153L10 152H12V151H7V149L9 150V145H7V144H5V143H8V142H3V144H5V145H3L2 144ZM190 142H192V141H190ZM201 142H202V140H201ZM213 142H214V140H213ZM106 143V142H105ZM125 143V142H124ZM129 143V142H128ZM171 143H173V142H171ZM185 143V142H184ZM193 143V142H192ZM98 144H101V143H98ZM97 144V145H98ZM187 144H189V143H187ZM199 144V143H198ZM90 145V146H89ZM123 145V146H122ZM191 145V144H190ZM194 145V144H193ZM213 145H215V144H213ZM101 146V145H100ZM99 146V147H100ZM107 146V147H108ZM167 146V145H166ZM171 147H175V146H172V145H170ZM195 146V145H194ZM264 146V145H263ZM6 147H8V148H6ZM99 147L97 148V149H99ZM132 147V146H131ZM131 147H129V148H131ZM84 148H86L85 150H88L87 151V153L85 152V153H80V151H82V149H84ZM101 148V147H100ZM117 148V149H116ZM167 148V147H166ZM214 148H215V146H214ZM94 149H96V147H94ZM121 149H122V151H121ZM171 148H169L168 150H170ZM179 149V150H178ZM263 149V148H262ZM261 149V150H262ZM63 152L62 154L63 155H61L60 153L61 152ZM96 150H94V152H95ZM117 151H121V153H125L126 155H127V157L126 156H124V157H121V156H123L122 154H119ZM155 151V150H154ZM208 151V150H207ZM41 152V153H40ZM132 152V151H131ZM165 152V151H164ZM89 153L91 154V156H89ZM38 154V155H39ZM59 154V155H58ZM119 154V155H118ZM169 153H167V155H168ZM171 154V153H170ZM186 154H188V153H186ZM258 154V153H257ZM7 155V154H6ZM44 155H46V156H44ZM132 155V156H131ZM210 155V154H209ZM87 156H89L88 157V159L90 160V161H92L91 159H93V160H96L94 163H92V166L90 167V166H86L85 167V169H84V171L82 172L81 170H80V168H79V165L80 164H82L83 162H85V160H86V158H87ZM193 156V155H192ZM259 156V155H258ZM1 157V158H2ZM12 157V156H11ZM47 157V158H46ZM91 157H94V158H91ZM117 157V158H116ZM120 159H122V158H128V159H122V160H120ZM188 156L186 155V158H187ZM39 158H41V155H40V157ZM91 158V159H90ZM135 157H133V159H134ZM171 158V157H170ZM261 158H264V157H261ZM12 159L13 158H10V160L12 161ZM42 159V158H41ZM42 160L43 161V164H44V161L45 160ZM97 159H99V160H101V161H97ZM131 159V158H130ZM133 159H132V161H133ZM189 159V158H188ZM193 159V158H192ZM89 160H88V162H89ZM121 162H120V161ZM172 160V159H171ZM256 160V159H255ZM4 162H5V160H3ZM14 161V160H13ZM42 161H40V163L42 162ZM47 161V162H48ZM139 161H142V160H139ZM181 161V160H180ZM194 161V160H193ZM6 162H8V161H6ZM46 162V161H45ZM51 162V161H50ZM49 162V163H50ZM59 162V161H58ZM104 163V165H102L103 163ZM203 162V161H202ZM238 162V161H237ZM255 162H258V160L257 161H255ZM9 163V162H8ZM101 163V164H100ZM169 163V162H168ZM258 163H261L260 161L258 162ZM58 164V163H57ZM130 164V163H129ZM128 164V165H129ZM170 164V166L172 165L171 163H169ZM192 164V163H191ZM202 164V163H201ZM255 164V163H254ZM257 164V163H256ZM255 164V165H256ZM6 165H7V163H6ZM12 165H14V164H12ZM35 165H38V164H35ZM50 165H52L51 163H50ZM56 165V164H55ZM261 165V164H260ZM8 166H10V165H8ZM39 166V165H38ZM126 166H127V164H126ZM138 166V165H137ZM173 166V165H172ZM199 166V165H198ZM201 166V165H200ZM199 166V167H200ZM262 166V165H261ZM261 166L259 167V169H261ZM144 167H146V166H144ZM174 167H176V166H174ZM256 167V166H255ZM57 168V169H56ZM183 168V167H182ZM191 168V167H190ZM41 169H42V167L41 168H39V171H41ZM126 169V168H125ZM193 169V168H192ZM195 169V168H194ZM37 170H38V167H37ZM179 170V169H178ZM264 170V169H263ZM39 171H37V172H35V173H38ZM42 171H43V169H42ZM42 171H41V173L39 172L38 174H39V176L36 178V180H35V182H36V184H37V187L38 188H40V189H42V188H44L43 187V185H45V186H47L46 184H49L48 182H52V181H48V179H46L45 177H43V176H46L47 177V175H44V174H46L45 172H44V174L42 173ZM53 171V172H52ZM56 171V172H55ZM149 171V170H148ZM160 171H162V170H160ZM164 171V170H163ZM54 172H55V174H54ZM179 172H181V171H179ZM183 172H185V171H183ZM226 172V171H225ZM256 172V171H255ZM258 172V171H257ZM263 172V171H262ZM134 173V172H133ZM162 173V172H161ZM182 173V172H181ZM180 173V174H181ZM199 173V172H198ZM40 174H43V175H40ZM130 174V173H129ZM165 174H167V173H165ZM186 174V173H185ZM189 174V173H188ZM196 174V173H195ZM234 173H232V175H233ZM190 175H192V173L190 174ZM256 174H254V176H255ZM262 175V174H261ZM131 176H133L134 178L133 179H131L132 177ZM162 176V175H161ZM164 176V175H163ZM263 176V175H262ZM138 177V176H137ZM185 177V176H184ZM29 178V177H28ZM139 178V177H138ZM141 178V177H140ZM139 178V179H140ZM159 177H157V179H158ZM163 178V177H162ZM165 178V177H164ZM169 178V177H168ZM167 178V179H168ZM177 178H179V176H178V174H177ZM200 178V177H199ZM26 179V178H25ZM44 179H46L45 181H47L45 184H44ZM170 179V178H169ZM168 179V180H169ZM193 179V178H192ZM261 179H263V178H261ZM57 180H54V181H57ZM125 180H128V181H125ZM161 180H163V179H161ZM27 181H28V179H27ZM30 181H33L31 178H30ZM29 181V182H30ZM185 181V180H184ZM235 181V180H234ZM262 181V183H263V181L264 180H261ZM29 182H27V183H29ZM34 182V183H35ZM126 182H129V183H126ZM169 182V181H168ZM167 182V183H168ZM187 182V181H186ZM190 182V181H189ZM195 182V181H194ZM258 182V181H257ZM257 182H255V183H257ZM33 183V182H32ZM34 183H33V185H34ZM53 183H55V182H53ZM136 183H138V184H136ZM147 183V182H146ZM230 183H233V180H232V178H231V181H230ZM25 184L26 183H23V185L25 186ZM66 184H67V186H66ZM73 184V185H72ZM139 184H141V185H139ZM169 184V183H168ZM174 184V183H173ZM57 185H58V183H57ZM62 185H60L59 184V186L60 187H62ZM131 185V186H130ZM181 185V184H180ZM194 185V184H193ZM229 185H231V184H229ZM32 186V185H31ZM56 186V185H55ZM58 186V187H59ZM130 186V187H129ZM233 185H231V187H232ZM253 186H256V185H253ZM262 186V185H261ZM28 187V186H27ZM32 187H36L35 185L34 186H32ZM32 187H30L32 190L30 191L31 192V194L30 195H33L32 193H34V195L37 193L36 191H35V189H33ZM49 187V186H48ZM59 187V188H60ZM129 187V188H128ZM159 187V186H158ZM193 187V186H192ZM196 187V186H195ZM230 187V186H229ZM234 187V186H233ZM258 187V186H257ZM262 187H264V186H262ZM0 188H1V186H0ZM26 188V187H25ZM44 189H48V188H44ZM61 189V188H60ZM67 189H71L72 190V187L71 188H69V187H67ZM120 189H121V191H120ZM123 189L126 191V192H123ZM134 190L133 192H132V190ZM26 190V189H25ZM37 190V189H36ZM50 190V189H49ZM63 190V189H62ZM71 190H69L68 192L69 193H67V192H65V193H67V195H70L71 193H74L75 194V190H74V192H72ZM131 190V192H129V191ZM199 190V189H198ZM229 190H231V189H229ZM1 191H4V190H2V188H1ZM34 191V192H33ZM161 191H163L164 193H165V190H161ZM176 191V190H175ZM232 192H233V188H232V190H231ZM230 191V192H231ZM253 191H254V189H253ZM256 192H257V190H255ZM254 191V192H255ZM29 192V191H28ZM47 192H49V191H47ZM71 192V193H70ZM77 192V191H76ZM120 192H123V193H120ZM182 192V191H181ZM187 192V191H186ZM253 192V193H254ZM256 192H255V194H256ZM64 193V194H65ZM122 194V195H119V194ZM176 193V195H177V192H175ZM174 193V194H175ZM182 193H185V192H182ZM237 193V192H236ZM1 194V193H0ZM48 194V193H47ZM51 194V193H50ZM62 194V193H61ZM77 194V193H76ZM125 194V195H124ZM173 194V193H172ZM186 194V193H185ZM184 194V195H185ZM2 195H5V194H2ZM37 195H38V193H37ZM49 195V194H48ZM82 195V196H81ZM165 195V194H164ZM164 195L162 194V197H164ZM187 195V194H186ZM262 195V194H261ZM12 196V195H11ZM51 196V195H50ZM80 196V197H79ZM166 196H167V194H166ZM256 196V195H255ZM4 197H6V196H4ZM27 197V196H26ZM30 197H32V196H30ZM34 197H36V196H34ZM176 197V196H175ZM180 197V196H179ZM181 197H183V196H181ZM60 198V197H59ZM172 198V197H171ZM257 198H260L259 196L257 197ZM9 199H13V198H9ZM34 199H36V198H34ZM33 199V200H34ZM163 199V198H162ZM173 199V198H172ZM196 199V198H195ZM27 200V199H26ZM31 200V199H30ZM29 200V201H30ZM32 200V201H33ZM37 200V199H36ZM61 200H63V201H61ZM258 200V199H257ZM263 200V199H262ZM10 201H13V200H10ZM28 201V202H29ZM66 203H65V202ZM126 201H128V203L129 202H131V201H134V202H132L133 204H130L131 205V208H129L128 207V205H127V202ZM163 201V200H162ZM173 201V200H172ZM191 201V200H190ZM230 201H232V200H230ZM256 201V200H255ZM259 201H260V199H259ZM115 203V202H117V204H119V205H116V204H114V206H116V207H114L113 206V203ZM258 202V201H257ZM263 201H261V203H262ZM15 203H17V202H15ZM31 203H33V202H31L30 201V204ZM40 203H41V201H40ZM56 203V202H55ZM120 203H125V204H122V206L124 205V206H126V207H128V209H124L125 211L127 210H132V208L133 209H135L134 210V212H133V210H132V213H135L136 212V210H139V211H143V213L145 214V215H143V217H145L146 216V218H145V221L146 222H148V224H146V223H142V224H140L141 223V221H139L140 223H137L138 221L135 219L136 217L135 216H137V215H135V214H132V213H130L129 211L128 212H125V211H123V212H125L126 213V215H128V217H129V219L127 218V216L126 215H124V214H122V215H124V216H126V218H124V219H126L125 221H127V219H128V221L127 222H124V220L123 219H121V218H119L120 220H122V224H120L121 225V227H123V228H120L119 226H118V223H116V225H117V227H119V229L118 228H116L115 227V223L113 224V226L111 225L112 223H111V219L109 220V218H108V214H106L107 212L110 214H113V211L116 213V212H118V209H119V207H120ZM160 203H162V202H160ZM180 203V202H179ZM178 203V204H179ZM183 203V202H182ZM230 203V202H229ZM260 203V204H261ZM29 204V206H31ZM106 204H107V206H108V204H112L111 205V208H105L106 207ZM195 204V203H194ZM4 205V204H3ZM8 205V204H7ZM37 205V204H36ZM58 205V204H57ZM129 205V206H130ZM258 205H259V203H258ZM261 205H263V204H261ZM13 206V205H12ZM25 206V205H24ZM23 206V207H24ZM26 206H28V205H26ZM35 206V205H34ZM60 206V205H59ZM59 206H57V207H59ZM133 206V207H132ZM178 206V205H177ZM179 206H180V204H179ZM264 206V205H263ZM13 207H16V205L15 206H13ZM17 207H18V205H17ZM118 207V208H117ZM165 207V206H164ZM171 207V206H170ZM180 207H182V206H180ZM186 207V206H185ZM27 209H29L28 207H26ZM36 208V207H35ZM60 208H61V206H60ZM115 208H117V210L115 209ZM173 208V207H172ZM234 208V207H233ZM244 208V207H243ZM105 209H108L107 211L105 210ZM112 209H114V210H112ZM255 209V208H254ZM44 210H46V209H44ZM109 210H111L112 212H109ZM120 210V209H119ZM161 210V209H160ZM171 210V209H170ZM179 210V209H178ZM18 211H20V210H18ZM37 211V210H36ZM62 211V212H63ZM139 211H137V212H139ZM169 211V210H168ZM232 211H234V210H232ZM247 211V210H246ZM245 211V212H246ZM263 211V210H262ZM27 212H29V211H27ZM48 212V211H47ZM61 212V213H62ZM66 212V213H67ZM106 212V213H105ZM136 212V213H137ZM242 212H243V210H242ZM20 213H21V211H20ZM43 213V212H42ZM118 213H120V212H118ZM233 213V212H232ZM24 214V213H23ZM22 214V215H23ZM29 214V213H28ZM67 214V216H69ZM117 214V213H116ZM132 214V215H131ZM27 215V214H26ZM42 215H44V214H42ZM66 215V214H65ZM106 215V216H105ZM151 215V216H150ZM231 215V214H230ZM236 214H234L233 216H235ZM50 217H51V215H49ZM110 216V215H109ZM130 216H132L131 218L132 219H130ZM140 216H141V214H140ZM232 216V215H231ZM238 216V215H237ZM249 216V215H248ZM262 216V215H261ZM27 217V216H26ZM73 217V218H72ZM105 217H107L108 219L107 220H109L110 221V223L111 224H108L107 223V225L104 223L105 222V220H106V218ZM122 217V216H121ZM250 217V216H249ZM255 217V216H254ZM69 218V217H68ZM123 218V217H122ZM133 218H134V220H136L135 222L136 223H134L133 221ZM154 218V217H153ZM238 218V217H237ZM245 218H246V216H245ZM2 219L3 218H1V221H2ZM51 219V218H50ZM54 219V218H53ZM52 219V220H53ZM118 219V218H117ZM147 219V220H146ZM251 219V218H250ZM257 219V218H256ZM27 220H28V218H27ZM49 220V219H48ZM57 220V219H56ZM70 220V218L68 219V221ZM106 220V221H107ZM132 222H131V221ZM175 220H176V218H175ZM47 221V220H46ZM51 221V220H50ZM109 221H107V222H109ZM143 221V220H142ZM167 221V220H166ZM245 221H247V220H245ZM251 221V220H250ZM262 221V220H261ZM5 222V221H4ZM37 222V221H36ZM53 222H54V220H53ZM56 222H58V221H56ZM69 222H71V221H69ZM68 222V223H69ZM130 224H129V223ZM202 222V221H201ZM241 222V221H240ZM247 222H249V220L247 221ZM255 222V221H254ZM260 222V221H259ZM263 222V221H262ZM2 222H0V224H1ZM47 223V222H46ZM64 223V222H63ZM126 223H128V224H126ZM203 223V222H202ZM209 223H211V222H209ZM250 223V222H249ZM6 224H7V222H6ZM43 224H45V221H44V223ZM52 224V223H51ZM124 224H126L125 226H124ZM140 224V225H139ZM145 224V225H144ZM153 224V225H152ZM53 225V224H52ZM51 225V226H52ZM143 225L145 226V227H143ZM149 225H152L151 226V228L149 227V228H147L146 226H149ZM243 225H245V224H243ZM249 225V224H248ZM3 226V225H2ZM138 226H142V228H140V229H142V230H140L139 229V227ZM209 226V225H208ZM213 226V224L210 226V228ZM7 227V226H6ZM45 227H46V225H45ZM45 227H44V229H45ZM49 227V226H48ZM214 227V226H213ZM125 228V229H124ZM11 229V228H10ZM120 229H123L124 231H121ZM155 229V230H154ZM215 229V228H214ZM2 230V229H1ZM246 230V229H245ZM49 230H46V232H48ZM56 231V230H55ZM58 231H59V228H58ZM201 231H203V230H201ZM206 231V230H205ZM210 231V230H209ZM2 232H4V231H2ZM7 232H8V230H7ZM61 232V231H60ZM71 232H74V231H71ZM123 234H122V233ZM153 232H154V235H155V238H154V236H153ZM156 232V233H155ZM213 234H214V230H213V232H212ZM1 234V233H0ZM4 234V233H3ZM2 234V235H3ZM46 234V233H45ZM51 234H53V232H51L50 231V233H49V236L51 237H53L54 235H51ZM65 234H67V233H65ZM121 234V235H120ZM133 234H134V236H133ZM167 234V233H166ZM207 234V233H206ZM160 235V234H159ZM216 235V234H215ZM215 235H213V236H215ZM4 236V235H3ZM2 236V237H3ZM49 236H44V239H45V237H49ZM129 236V237H130ZM168 236V235H167ZM166 236V237H167ZM206 236V235H205ZM205 236H202L201 235V237H205ZM235 236V235H234ZM7 237V236H6ZM74 237V236H73ZM160 237V236H159ZM138 238V239H137ZM1 239V238H0ZM4 240L5 239H9V241L11 240L9 237L8 238H5V236H4V238H3ZM3 239H1V240H3ZM50 239H52V238H47V241L46 242H51V241H53V240H50ZM65 239V238H64ZM154 239H160V240H154ZM194 239V238H193ZM202 239V238H201ZM252 239V238H251ZM0 240V242H2ZM49 240V241H48ZM69 240V239H68ZM195 240V239H194ZM198 241L200 240V239H197ZM203 240V239H202ZM6 241V240H5ZM2 242L1 244H0V247L2 248V249H4L5 251H7V252H9V244H5V245H3V247H2V244H4V243H8V242ZM66 241V240H65ZM130 241V240H129ZM139 241H136V242H139ZM205 241V240H204ZM211 241H213V240H211ZM229 242H230V240H228ZM14 242V241H13ZM72 242V241H71ZM135 242V243H136ZM140 242H139V244H140ZM202 241L200 240V243H201ZM52 243V242H51ZM67 243V242H66ZM124 243H126L127 245H128V247H126L127 245L126 244H124ZM203 243V242H202ZM233 243V242H232ZM46 244V243H45ZM68 244V243H67ZM72 244V243H71ZM132 244V243H131ZM152 244H154V246L152 245ZM160 244H162V243H160ZM208 244V243H207ZM7 245V246H6ZM12 245V244H11ZM126 245V246H125ZM138 245V244H137ZM197 245H200V244H197ZM197 245H195L196 247H197ZM6 246V247H5ZM17 246V245H16ZM53 246V245H52ZM56 246V245H55ZM133 246H135V245H133ZM160 246V245H159ZM194 246V245H193ZM194 246V247H195ZM251 246V245H250ZM249 246V247H250ZM62 247V246H61ZM140 247V246H139ZM145 247H143L144 249H145ZM157 247V246H156ZM155 247V248H156ZM202 247V246H201ZM241 247H242V245H241ZM244 247V246H243ZM0 248V250H2ZM49 248V247H48ZM47 248V249H48ZM126 248H128L129 249V251H128V249H126ZM159 247H157L156 249H158ZM7 249V250H6ZM72 249V248H71ZM236 249H238V248H236ZM235 249V250H236ZM138 250V249H137ZM146 250V249H145ZM144 250V251H145ZM241 250V249H240ZM4 251V252H5ZM51 251V250H50ZM69 252H67V253H65V254H71V252H70V249L68 250ZM130 251H131V254H129L130 253ZM161 251V250H160ZM237 251H239V250H237ZM1 252V251H0ZM3 252V251H2ZM1 252V253H2ZM3 253V254H9V253ZM58 252V251H57ZM129 252V253H128ZM146 252H148L149 253V251H146ZM232 252V251H231ZM250 252V251H249ZM51 253H52V251H51ZM55 253V252H54ZM142 253H144V252H142ZM230 253V252H229ZM241 253V252H240ZM243 253H245V252H243ZM1 255V256H4V258H5V256H6V258L5 259H3L4 261L2 262V263H4V264H14V263H16L15 261H14V263L13 262H11L10 263V261H12L13 259H11V257L12 256H9L8 258H7V255ZM141 254V253H140ZM237 254H239V252H237ZM133 255H135L136 256V254H133ZM149 255H151V253H149ZM166 255H168V254H166ZM165 255V256H166ZM195 255V254H194ZM242 255V254H241ZM240 255V256H241ZM0 256V257H1ZM137 256H139V255H137ZM145 256H148V254L147 255H145ZM196 256V255H195ZM49 257V256H48ZM70 257V256H69ZM78 257V256H77ZM124 257H126V259L124 258ZM150 256H148V258H149ZM201 257H203V256H201ZM230 257H232V256H230ZM237 257V256H236ZM3 258V257H2ZM135 258H137V257H135ZM142 258V257H141ZM141 258H139L140 260H141ZM168 258V257H167ZM223 258V257H222ZM8 259V260H7ZM11 259V260H10ZM14 259H15V257H14ZM16 259H17V257H16ZM28 259V258H27ZM70 259H72V258H70ZM231 259V258H230ZM242 259V258H241ZM258 259V258H257ZM10 260V261H9ZM135 260H137V259H135ZM194 260V259H193ZM207 260V259H206ZM236 260H240V259H235V262H236ZM1 261V260H0ZM53 261V260H52ZM73 261H75V260H73L72 259V261H70V262H73ZM19 262H20V260H19ZM22 262V261H21ZM47 262H50V261H47ZM68 262V261H67ZM76 262V261H75ZM75 262H74V264H75ZM131 262H134V260L133 261H131ZM136 262V261H135ZM139 262V261H138ZM147 262V261H146ZM223 262V261H222ZM239 262V261H238ZM128 263H129V261H128ZM178 263V262H177ZM240 263V262H239ZM239 263H237V264H239ZM257 263V262H256ZM69 264H71V263H69ZM243 264V263H242Z\"/></svg>",
	"mask_w": 264,
	"mask_h": 264
}]
</instances>
